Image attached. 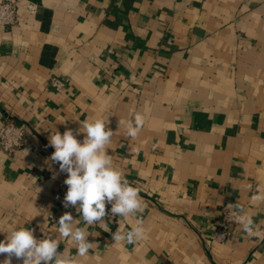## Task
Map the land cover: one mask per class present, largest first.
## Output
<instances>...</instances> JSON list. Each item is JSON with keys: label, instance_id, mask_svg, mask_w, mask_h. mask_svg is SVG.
<instances>
[{"label": "crops", "instance_id": "obj_1", "mask_svg": "<svg viewBox=\"0 0 264 264\" xmlns=\"http://www.w3.org/2000/svg\"><path fill=\"white\" fill-rule=\"evenodd\" d=\"M15 1L16 22L0 26V126L21 123L25 139L0 146V240L24 226L75 255L56 224L80 214L63 206L67 174L53 179L44 163L48 138L105 118L108 153L143 212L90 226L82 264H264V202L251 199L264 193V0ZM236 202L258 234L236 224L214 240ZM137 219L143 239L115 243Z\"/></svg>", "mask_w": 264, "mask_h": 264}, {"label": "clouds", "instance_id": "obj_2", "mask_svg": "<svg viewBox=\"0 0 264 264\" xmlns=\"http://www.w3.org/2000/svg\"><path fill=\"white\" fill-rule=\"evenodd\" d=\"M144 123L141 114L136 113L127 124V135L136 137ZM109 120L97 118L81 122V127L73 130L67 128L62 134L56 130L49 135V146L54 152L44 163L52 171L53 179L65 173L64 184L67 186L63 206H72L80 214L84 227H78L79 220L74 219L70 212H65L57 221L59 236L70 240L76 249L75 255L70 251H58L60 239L49 234L37 239L35 229L24 226L6 232L4 240H0V264H82L80 258L86 257L96 246L90 242L88 231L90 226L107 227L105 217L119 216L122 218L136 217L143 212L142 198L137 187H133L124 177V173L114 167L112 156L108 153L114 132L108 127ZM83 135L82 140L77 137ZM58 165V171L54 168ZM253 201L264 202V193L253 194ZM106 205H111L106 210ZM230 216L242 226L249 235H256V226L252 217L238 203L228 205ZM145 229L143 221L136 220L131 230L112 233L115 243L135 245L143 239Z\"/></svg>", "mask_w": 264, "mask_h": 264}, {"label": "built area", "instance_id": "obj_3", "mask_svg": "<svg viewBox=\"0 0 264 264\" xmlns=\"http://www.w3.org/2000/svg\"><path fill=\"white\" fill-rule=\"evenodd\" d=\"M17 20V2L15 0H0V26L13 25ZM52 84L60 87L62 83L53 79ZM25 127L16 121L7 120L0 126V146L6 153L21 147L24 144ZM111 205H106L110 210ZM234 218L230 216V209L222 208V215L213 232V239L224 241L227 239L230 229L236 225Z\"/></svg>", "mask_w": 264, "mask_h": 264}]
</instances>
